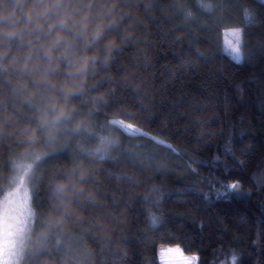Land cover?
I'll list each match as a JSON object with an SVG mask.
<instances>
[{
  "label": "trees",
  "instance_id": "trees-1",
  "mask_svg": "<svg viewBox=\"0 0 264 264\" xmlns=\"http://www.w3.org/2000/svg\"><path fill=\"white\" fill-rule=\"evenodd\" d=\"M62 3L80 8L77 19L89 14L85 33L67 32L78 58H95L83 75L69 77L61 61L46 83L45 62L33 68L36 33L0 34V193L16 160L39 155L28 182L34 230L46 243L28 264H160L161 246L198 264H233V256L264 264V2ZM100 22L106 27L92 42ZM234 27L243 33L241 64L222 49L223 30ZM63 119L74 123L61 142L49 130ZM90 133L111 142L97 151ZM237 181L238 195L216 199L221 183ZM151 215L162 218L158 227ZM69 238L78 258L61 247Z\"/></svg>",
  "mask_w": 264,
  "mask_h": 264
},
{
  "label": "clouds",
  "instance_id": "clouds-1",
  "mask_svg": "<svg viewBox=\"0 0 264 264\" xmlns=\"http://www.w3.org/2000/svg\"><path fill=\"white\" fill-rule=\"evenodd\" d=\"M81 10L79 7H73L69 10L67 4L62 0H53L48 3L47 0H34L27 4V0H0V34L8 41L16 38H22L25 31L36 33L34 39L38 42L35 46L37 51V61L33 66L39 67L43 60V71L40 73V79L44 82L49 81L52 73H55L64 61L67 65L66 71L69 77L83 75L87 69L90 59L94 62L95 58L87 56L78 58L74 52L73 40L67 35V32H78L83 34L89 27V14L84 11L76 17V13ZM21 22H23L22 26ZM46 24V26H45ZM31 26V27H30ZM106 25L98 23L91 33V41L100 39ZM41 36L44 38L42 39ZM32 45V40H29ZM91 46L90 43L86 47ZM115 43L109 42V50L115 47ZM7 50L0 52V56L6 55ZM33 49L30 47L24 69H29L28 60L32 58ZM68 92L72 90L67 89ZM65 115L63 109L59 116Z\"/></svg>",
  "mask_w": 264,
  "mask_h": 264
},
{
  "label": "rangeland",
  "instance_id": "rangeland-1",
  "mask_svg": "<svg viewBox=\"0 0 264 264\" xmlns=\"http://www.w3.org/2000/svg\"><path fill=\"white\" fill-rule=\"evenodd\" d=\"M226 30L241 29L234 27L223 30L222 49L223 33ZM63 121V125L62 122L58 123V127L56 126L57 129L54 128L49 130L51 132L50 137L58 139L61 142L67 139V130L70 131V127L74 123L69 119L68 121L66 120L67 122L64 119ZM110 123L126 134L136 133L129 135H139V133H141L137 128L128 126L120 121H111ZM96 134L90 133L89 140L98 144L99 147L96 150L99 151V148L106 142H111V139L108 135L106 136L102 133ZM86 136H88V134ZM50 137L48 140V151L54 143ZM89 145H91V143ZM38 158L39 155H28L22 159L16 160L12 165L9 185L0 193V264H28L30 253L33 254L40 251L46 243L43 231L34 230L35 213L31 205V188L28 182V177ZM69 239H67V241L64 240L63 244L65 245H61V247H65L64 251L66 254L78 258V256L82 255L79 243L77 244L73 238ZM61 243L62 241H60V239L55 240V248ZM162 248H176V246H161L159 252ZM183 256L193 257V255H186L184 253Z\"/></svg>",
  "mask_w": 264,
  "mask_h": 264
},
{
  "label": "snow or ice",
  "instance_id": "snow-or-ice-1",
  "mask_svg": "<svg viewBox=\"0 0 264 264\" xmlns=\"http://www.w3.org/2000/svg\"><path fill=\"white\" fill-rule=\"evenodd\" d=\"M264 2V0H262ZM243 33L242 30H226L223 33V51L229 57L231 61L236 64H241L245 57L243 53ZM136 134V133H129ZM141 135H147L146 133H139ZM158 144L171 148V145L166 144L163 140H158ZM175 152L174 149H172ZM228 154H231V149H226ZM178 154V153H177ZM219 157H217V160ZM195 171V170H193ZM240 184L239 182H233L231 184H220V188L215 190L216 199H227L232 194H239ZM206 200H209V196H205ZM150 223L153 227H158L162 223V218L156 215L150 216ZM160 264H198V258L184 257L182 249L176 248H162L159 252ZM237 257L233 256V264H235Z\"/></svg>",
  "mask_w": 264,
  "mask_h": 264
}]
</instances>
